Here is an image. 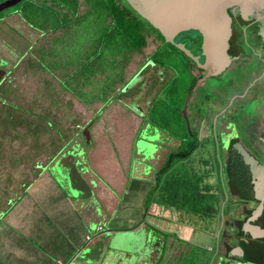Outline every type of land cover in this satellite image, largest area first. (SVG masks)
<instances>
[{"label": "rangeland", "instance_id": "1", "mask_svg": "<svg viewBox=\"0 0 264 264\" xmlns=\"http://www.w3.org/2000/svg\"><path fill=\"white\" fill-rule=\"evenodd\" d=\"M80 1H83L81 5V11L83 12L86 9L84 4L87 2L85 0ZM1 2H3V0H0V3ZM8 11L9 10H5L0 13V16H3L0 17V41H2L7 48L12 49V46H15L19 50H23L25 44L20 38L22 33L18 29L13 28L12 20L9 21V19H6V17L12 15L14 11L7 14ZM97 28L99 29L100 26H97ZM93 39L98 40V46L104 51V55L109 56L112 54L114 51L113 46L108 44V47L103 48V45L99 43V39L95 36ZM148 41L149 43L147 47L144 48V51L142 53L135 52L132 60L128 64L127 72L129 77L132 75H134V78L136 77L135 85L130 86V83H128L126 89L123 91L124 95L127 96L123 98L129 105L134 106V109H137L135 111L130 110L129 112L122 110L121 103L117 102L116 98H112L113 96L111 95L105 99L106 105H102V103L94 104L92 113L94 114L96 112L93 119L95 122L90 121L88 123L92 136V142L90 144L86 143V139L83 136V125L78 126V128H82L79 134L74 136L69 135V137L64 140L55 136L57 135V123L55 124V122L53 123L54 126L38 128L39 131H42L41 137H32V135H34V128L32 129L30 127H35V125L41 123L46 125V122L41 118V114L48 115L47 117L51 120L54 118L57 120L58 114V117L63 118L61 106L51 105L50 102L46 100L49 98H55L53 96L55 93L47 92L42 89L43 82L46 79H51L54 85L58 80L55 77L53 78L52 74L48 72L39 73L40 70H37V73L32 72V74L31 71H26V74L23 75L22 70L19 69V67L21 68L20 65L18 70L16 72L13 71V73L8 68V72L6 69L0 70V80H4V76L6 75L8 85L13 77L15 78L17 75V86L14 89V95L11 93L8 86L4 87V94H0V209L11 207L12 212H9L4 217L2 223L7 225L5 227H8V232L12 241L17 235H20L21 238L23 233L28 234L24 229H21V227L13 225L15 224V221H13L14 215L12 214L14 211L22 208L25 199L27 200V197L24 196L25 189H23V187L25 188L28 184L33 185L37 181L39 182V177H37L38 169L33 170L31 165L39 161L45 164L48 162V160L41 159L34 155L40 151V147L50 146V148L55 151L58 148L57 146L65 143L66 147L70 146L69 150L71 152L79 151L78 154L80 158L78 166L80 167L79 170L74 173V176L77 175L76 178L79 179V171L82 173L89 171L88 152L90 153L91 147L96 148L103 146L104 151H106L105 164L107 170H98V172L106 176L105 178L111 179L110 182L112 186L114 185V193L109 191L108 187L106 188L102 185L101 178L96 177L97 173L94 172L95 178L91 180L85 178L86 185L88 186V194L86 195H88L87 199L89 200L86 203L78 200L82 203V206L88 208L92 207L93 210L95 209L99 213L100 217H104V220L108 221L106 226L120 228L122 230L116 232L117 234L112 240L111 248L107 249V252L104 253L106 244L110 241V233L107 231L104 233V230H102L104 227L102 228V226H98L96 229L98 223L94 221L91 230L97 234H95V237H92L93 235H91L90 237H87V239L89 244L94 247L95 253L91 254V250H86L84 253L87 254L88 258L85 262H87V264H142L141 260H143V264H150L156 257H158L156 250L153 252L149 249L148 254L146 252L147 249L146 251L143 249L147 244H151L152 241H154L151 239L152 235H150V239H148V231H150V228L148 229L147 227L144 229V227H141L146 221L135 229L123 230L125 228L128 229L135 227L141 221V218L144 216V202L150 195V189L153 188L151 186L153 182L150 178H154L153 172L156 168L162 166L169 151L175 148L178 144L177 140H169L164 133L161 134L159 127L150 121L149 115H146L150 105L152 106L159 98L165 99L167 97L163 96V93H166V85L168 83L164 85L165 87L163 88L162 85L168 80L169 74L172 75V72H170L169 74H164L162 79H159L157 73H159L161 69L157 66H144V63L156 49L158 44L152 36L149 37ZM37 46L38 45H36L35 48ZM93 47H95V49L90 51L92 53L97 50L95 44ZM9 58L11 59L12 55H10ZM41 64H43L44 67L46 66L44 63ZM22 65L24 66L25 64ZM47 66L54 67L56 65L52 63L50 59ZM75 71V68L67 71V78L63 83L64 87L73 85V80L70 78L73 77L72 74H74ZM211 87L212 86L206 84L202 86L199 93L204 90H210ZM58 90L61 92L60 89ZM96 94L97 97L101 96L105 98L107 96L105 89L101 85L96 87ZM204 97L205 95L203 94L201 96L202 100H204ZM14 102L17 104L14 105ZM6 104H9L12 108H3ZM222 104L223 103L219 106H222ZM191 110L193 111H189V113L192 114V118L195 117V120H191L192 128H196L200 125L201 139L207 138L208 134L210 136L203 141V144L195 151L190 159L182 162L186 164V169L182 170V172H185L191 167V165H197L201 172L212 170L209 173V178L207 180L209 182H215L216 188L220 190L222 195L223 188L225 191L226 187L223 183L224 178L222 180L218 178L217 167L219 160H221L220 145L223 147V144L219 142L220 140L218 138L216 126H218L217 129L219 128V125H222L221 127H223V125L226 124V119L221 118L222 120L218 121L216 126H213L214 138L210 139V133L212 131L211 128H208L210 123L204 126L203 116H195V110L193 108ZM76 111L79 110L75 109L71 114L69 112L64 113L65 119H70L71 117L74 119L79 118L75 113ZM242 112L247 115L242 108L239 111V115ZM242 124L245 126V123ZM72 126L73 122L68 123L69 128ZM91 131H93L94 134ZM144 138H147L145 139L146 143L152 141L149 145V156L151 155V158L147 157L146 160L143 159L141 154L142 151H137V146L141 147L139 143ZM153 141H157V143ZM132 148L133 150H131ZM110 155L112 156L111 162ZM143 160H148V163L143 165L145 163ZM21 161H24L25 164L21 163ZM80 163L85 167L82 168ZM149 163L153 164V172H151ZM182 163L179 164V166H182ZM206 165H208V169L205 167ZM205 168L207 170H204ZM44 174H46L44 177H49L51 179V186H55L56 190L61 192L63 197L76 198L69 195L67 196V193H65L60 187L50 172H44ZM223 174L225 175V172H223ZM110 175L112 177H110ZM126 180L128 183H125V186L127 185L126 190L130 192L129 198L126 196L127 191L122 194L123 184ZM142 180L148 185L146 188L143 186V182H141ZM48 182L49 181L45 182L46 186L48 185ZM42 184L43 182H40L36 185L40 188L42 187ZM93 188H96V190H93ZM110 189L112 188L110 187ZM25 195H29L30 199L33 200V194L25 193ZM223 197L224 195H222L220 200L219 215L214 218L208 217L206 221H202V219H198V217H191L189 213H186L185 211H175L172 209L167 212V210H164L162 204L159 203L152 204L149 209V216L146 217V220L157 224L160 228L176 232L179 237L186 238L187 244H189L188 246H192L193 249L187 255L183 256L182 262L188 261L186 264H196L201 257L198 254L206 255L207 253L212 252L206 248L208 247V244L215 243L216 239L217 244L219 243L217 237L218 229L222 227L223 220L227 213V211L224 212V208L227 209L229 206L236 207L232 196H230V199L227 196H225V199H223ZM96 206L98 208H96ZM4 214L5 213H3V215ZM164 214H167L168 218L163 217ZM169 214L171 215L169 216ZM229 215L230 212L228 211L227 217H229ZM100 217H98V219H101ZM176 220H179L180 222H184L183 220L190 221L191 225L185 229L186 227L183 225H175ZM33 221L34 218L30 217L16 219L18 225H28ZM9 223L11 224L10 226ZM91 230H89V232L92 234L93 232ZM180 242L183 241L180 240ZM88 247L89 249L91 248L90 246ZM180 250L181 249H175L174 252ZM137 253L140 256H134L133 258L130 257V254ZM90 257L93 258L92 261L95 263L88 260L91 259ZM76 261L79 263L82 259L78 257Z\"/></svg>", "mask_w": 264, "mask_h": 264}, {"label": "trees", "instance_id": "2", "mask_svg": "<svg viewBox=\"0 0 264 264\" xmlns=\"http://www.w3.org/2000/svg\"><path fill=\"white\" fill-rule=\"evenodd\" d=\"M86 1L91 8L89 13H92L93 15L96 13L102 18L107 17L112 19L111 28L109 29L110 26L107 25L106 32L101 27L99 29L96 28L97 32L95 33V37L99 39V43L103 45V48L108 47L109 44L113 46L114 51L109 56H106L104 55V51L98 46V40L92 38L91 40L86 41L92 47L95 44L97 46V50H95L96 52L94 53L90 52V56H87L88 58H82L75 50V56H73V59L75 60L70 61V63L73 64H75L76 61L74 66L76 71L72 74L74 77L79 74L88 76L89 73H93V69L90 68L87 63L89 59H92L93 54L98 55V68L111 71L112 75H110V77L115 78L116 73H122L123 75L124 68L132 60L133 54L135 52L142 53L144 48L147 47L148 39L151 36L158 42V47L154 52H152L149 59L144 63V66L153 65L161 69L159 73H157L159 79H162L164 74L172 72V75L169 74V78L166 83L162 85L163 88L165 87L164 85L168 83L166 85V93H163V96L167 97L165 99H157L152 106L150 105L146 115H149L150 121L159 127L161 134L164 133L166 138L169 140H177L178 144L175 148L169 151L162 166L156 168L154 172L152 170L153 164L149 163L151 172L154 174V182L152 184L153 188L149 191L150 195L144 202V216L141 218V221L137 226L123 229H135L146 221L148 229L150 228V231L148 232L152 235L151 239L154 241H152L153 244H147L143 249L144 251L147 249L146 252L148 253L149 249H151L150 251H153L157 248V245L161 244L163 256L165 252L164 245L167 244V239L170 236L177 237L178 240L183 239L180 238L176 232L170 231L169 229L165 230L160 228L157 224L146 220V217L149 216V209L152 204H162L164 210H167V212L172 209L175 211H185L186 213H189L191 217H198V219L200 218L202 221H206L208 217L214 218L219 215L221 197L224 195L223 199H225L226 195L224 188L221 195L220 190L216 188L215 182H209L207 180L209 178V173L212 170L201 172L197 165H191V167H189L190 169L188 168L185 172H182V170L186 169V164L182 162L190 159L195 151L203 144V141L210 136L209 135L207 138L201 139L200 125L196 128H192L191 125V128H189L183 112L187 97L201 76L195 74L194 72L195 68H197V64L180 48L170 42H167L162 33L151 25L148 20L139 15V13L133 9L126 0ZM79 6L80 0H22L18 4L6 10H9L7 14L12 11H14L13 13H20L22 18L27 20L31 25L41 28L44 31H48L50 29L55 30L56 28L64 25V22H66L70 13L73 14V16H76L75 14H77ZM240 32L242 36L243 31L240 30ZM74 45L75 49L79 46L76 41L74 42ZM4 47L5 45L2 41H0V70L6 69L8 72V69H10L13 73L15 68V62L13 61H22L26 55L20 54L17 55V59L14 60L12 58L11 60L9 56L6 57L3 55L8 50L7 47ZM196 47L199 51L197 44ZM93 48L95 49V47ZM38 49L39 47L33 51L36 54L34 58L37 59L36 61H38V64H41L44 63L43 61L46 59L44 54L47 53L48 49ZM28 54L31 57V51ZM59 61L61 62V60ZM16 79V77H13L12 81L8 85L7 76L5 75L4 80H0V94H4L3 89L5 86H8L11 93L14 95L15 92L13 85L15 84L17 86ZM196 97L197 99H195V101L200 102V100H202L200 95ZM210 98L211 95H208L207 100H210ZM195 101L193 109L196 111L197 116H202L201 112L203 111V107L201 105L196 106L197 103ZM190 105L192 106V103H190ZM189 114L191 121L194 118H192L191 113ZM252 134L254 135L255 133ZM231 136H236V133H232ZM246 137L247 135L245 134L244 138L246 139ZM213 138L214 136L212 134L210 139ZM225 139L226 137H224V140ZM262 140H264V134ZM231 141L230 146L234 145L237 139H233ZM247 145L250 147L248 143ZM224 146L226 147V145ZM235 153L239 154L240 152L236 151ZM249 154L254 156V154L250 151ZM231 156L232 153L227 160H224L222 155H220L221 160H219L217 167V174L219 175L218 178L222 180L223 172L227 173L228 178L230 179L229 185L232 192L242 196L240 189L232 180V171L229 165ZM259 162L263 163L260 160ZM146 163L148 162L146 161ZM181 163L182 166H179ZM205 167L208 169V165ZM48 168L47 171L50 172V169ZM206 168L204 170H207ZM243 183L247 185L248 181L242 182V184ZM170 215L171 214H169V216ZM163 217L168 218V215L164 214ZM245 220L246 218L242 219L238 216L230 222H225L222 232L224 237L227 238L225 242L226 251L228 252L232 250L231 248L236 245L241 248V253L245 255V261L239 260V262L243 261L246 263V261H254L264 264V238L254 239L248 234H243V232L240 231V226ZM183 221L184 222H180L179 220H176L177 223L175 222V225L180 224L185 226V229H187L191 223L190 221ZM258 222L264 226V212L258 218ZM232 228L236 229L232 230ZM120 230L122 229L113 227L108 228V232H113L114 237H116V232H119ZM150 235L148 236V239H150ZM233 236H236L237 239L230 241V238ZM217 246L218 244L216 239L213 252L217 250ZM86 250L90 249L83 247L80 254L75 256V259H70L68 264H87L85 261L88 257L87 254L84 253ZM134 256L140 255L138 253L130 254V257L133 258ZM217 256L218 254L214 255V257L209 261L210 264L211 261L214 262L215 257ZM78 257L82 258L83 262L81 261L78 263L75 261ZM90 258L91 259L88 260H93L92 257ZM141 261L143 264V260Z\"/></svg>", "mask_w": 264, "mask_h": 264}, {"label": "crops", "instance_id": "3", "mask_svg": "<svg viewBox=\"0 0 264 264\" xmlns=\"http://www.w3.org/2000/svg\"><path fill=\"white\" fill-rule=\"evenodd\" d=\"M82 3L83 1H80L78 12L75 14L76 16H73V14L70 13L66 22H64L65 24L55 30L50 29L48 31H44L41 28H37L22 18L20 13H13L12 15L6 17L7 20H12L13 28L18 29L22 33L20 38L25 44L23 50H19L17 47L12 46V49L8 48L7 52L3 54L6 57L12 55L14 60L17 59V55H26L22 61L17 62L15 60L14 71L16 72L20 65L21 68L19 67V69L22 70L23 75L26 74V71H31L32 74V72L37 73V70H40L39 73L48 72L52 74L53 78L55 77L58 80L54 85L51 79H46L43 82L42 89L47 92L55 93L53 95L55 98H49L46 100H48L51 105L61 106L63 118L58 117V114L57 120L55 118L51 120L47 117L48 115L46 116L40 113L42 120L46 122L47 126L41 123L35 125V127H30L32 129L34 128V135H32V137H41L42 131H39L38 128L54 126V122L55 124L57 123V135L55 136L63 140L69 137V135L74 136L79 134L80 130L84 128L87 123L90 121L95 122L93 119L96 112L94 114L92 113L94 104L102 103V105H106L105 99L110 95L113 96L112 98H116L117 102L121 103L122 110L128 112L130 110L135 111L134 109L129 108L127 101L123 98L127 97L124 95V89H126L128 83L132 82L136 78H134V75L131 77L128 75L127 69L129 63L124 68L123 75L122 73H116L115 78H113L110 77V75H112L110 70H102L98 68V55L93 54L94 57L92 56V59H89L87 62L90 68L93 69V73H89L88 76L84 74H79L76 77L73 76L70 78L73 80V85L67 87L63 86V83L67 78V71L72 70L76 64V61L75 64L70 63L71 60H75L73 59V56H75V50L82 58H88L87 56H90L89 53L94 50V48L86 41L94 38L95 33L97 32V26H100L105 32L107 25L110 26L109 29L112 26L111 18H102L96 13H94L93 16L92 13H89L91 8L88 3L84 4L86 9L82 12ZM75 41L78 42L79 45L76 49L74 45ZM36 45H38L36 48L39 47L38 50H43V48L48 49L47 53L44 54L46 58L44 60V65H46L45 67L43 64H38V61H35L37 59L34 58L36 54L33 51L36 49ZM4 48H6V46ZM30 51L31 57L28 54ZM50 59L56 66H47ZM59 60H61V62ZM22 64L25 65L23 66ZM15 77L17 78V75ZM98 85H101L105 89V93L107 94L105 98L101 96L97 97L96 87ZM15 88L16 85L14 84L13 89ZM58 89H60L61 92ZM14 104L17 103L14 102ZM5 107L12 108L9 104L4 105V108ZM75 109L79 110L75 113L80 120L79 118L74 119L72 117L70 119H65L64 113L69 112L71 114V112ZM71 122H73V126L69 128L68 123ZM79 125H83L81 129L78 128ZM65 146V143L61 144L60 146H57L58 148L55 151L51 149L50 146H42L40 147V151L34 154L36 157L48 160V162L45 164L39 161L31 165L33 170L38 169L37 177H39V182L37 181L33 185L28 184L25 188L22 185L23 189H25L24 196L27 197V200L25 199V202L22 204L24 205L22 208L14 211L12 214L14 215L13 221H15V224L13 225L21 227V229H24L28 234L23 233L21 238L20 235H17L12 241L8 232V227H5L7 225L2 223L4 217L9 212H12L11 207L7 209H0V264H4V261L5 264H68L70 259H75V256L80 254L83 247L88 249V246H90L91 254L95 253L94 247L89 244L87 239V237H90L91 235H93L92 237H95V234H97L91 230L94 221L98 223L96 229L98 226H102L104 227L102 229L104 230V233L106 231L108 232L109 226H106L108 221L104 220V217H100L99 213L95 209L93 210L92 207L88 208L82 206V203L76 198L63 197L61 192L56 190L55 186H51V179L49 177H44L46 175L44 172H48L47 166L49 164L50 166L54 165L57 155ZM131 150H133V148ZM88 157L89 171L84 173L85 175L83 174L84 177L91 180L95 178L94 172H96V177L101 178L102 185L106 188L108 187L109 191L113 192L114 185L112 186L110 182L111 179L105 178L106 176L98 172V170H107L105 164L106 151H104V147H91L90 153L88 152ZM111 158L112 156L110 155V162ZM21 163L25 164L24 161H21ZM110 177L112 176L110 175ZM150 179L154 182V178ZM47 181L49 182L46 186L45 182ZM40 182H43V184L42 187L38 188L36 184H39ZM141 182H143V186H145V188L148 186L144 183V180ZM125 183H128L127 180L123 184L122 194L127 191V185L125 186ZM110 187L112 189H110ZM93 190H96V188H93ZM25 193L33 194V200L30 199L29 195H25ZM129 193L130 192L128 191L126 192V196L128 198ZM96 208L98 207L96 206ZM3 213L5 214L3 215ZM29 217L34 218V221L30 222L28 225H18L16 223L17 218ZM98 217L101 219H98ZM10 225L11 224L9 223V226ZM141 227L146 229L148 227L147 222H144ZM89 230L93 233L91 234ZM109 233L110 241L106 244L104 253L107 252V249L111 248L110 246L112 240L115 238L113 232ZM149 235L150 233L148 232V236ZM180 238L183 239V242H180V240L174 236H170L167 239V244L164 245L165 252L163 256L161 244L157 245L155 250L157 251L158 257H156L151 264H186L188 261L182 262L183 256L187 255L193 248L192 246H188L189 244H187L186 238L181 236ZM214 247L215 243L208 244V247L206 248L212 252L209 251L210 253H207L206 255L198 254L201 257L196 264H210L209 261L214 257ZM175 249L181 250L174 252ZM155 250H153V252Z\"/></svg>", "mask_w": 264, "mask_h": 264}, {"label": "water", "instance_id": "4", "mask_svg": "<svg viewBox=\"0 0 264 264\" xmlns=\"http://www.w3.org/2000/svg\"><path fill=\"white\" fill-rule=\"evenodd\" d=\"M21 1L22 0H5L1 2L0 12ZM126 1L139 13V15L148 20L151 25L160 31L167 42L180 48L198 65V67L207 70L208 73L197 80L191 93L187 97L183 109L188 127L191 128L189 105L196 90L203 85L209 76L218 75L225 71L232 61V56L228 52L232 36V9L234 8V13H237L245 20L255 18L259 22H264V0ZM260 34L264 37V25L261 27ZM185 37L196 39L200 55H195L192 52L187 46V42L184 39ZM248 50H250V48H248ZM201 57H204V62H201ZM230 76V74H227L221 79L210 78L206 84L212 87L217 86L224 88L231 81ZM241 108L246 114H255V106L253 105H245ZM259 109L260 112L264 111L262 106H259ZM83 136L87 143H91L92 136L89 125L85 126L83 129ZM225 137L226 147L232 153L229 164L232 171V180L240 189L243 197L259 201V205L241 224V231L243 234H250L255 239L264 238V226L255 223L264 211V164L260 163L255 156L250 155L249 151L240 141L230 146L233 137L230 138L227 135ZM145 139L147 138L141 141L139 140L141 147L137 146V148L138 151H142L141 154L143 159L146 160L147 157L151 158V155L149 156V145L152 141L146 143ZM262 142L264 143V140H262ZM236 151L240 153L236 154ZM78 152L79 151H70L68 155H62L56 158V162L50 167V173L67 195L76 197L83 203H86L89 200L87 199L88 195H86L88 194V186L85 182L86 179L80 172L79 179L76 178L77 175L74 176V173L79 169L78 164L80 156ZM245 181H248L247 185L244 183L242 184V182ZM218 234H220V230ZM241 251L240 247H235L229 251V255H234L239 258V260H245V255H243ZM246 263L253 264L250 263V261H246Z\"/></svg>", "mask_w": 264, "mask_h": 264}, {"label": "flooded vegetation", "instance_id": "5", "mask_svg": "<svg viewBox=\"0 0 264 264\" xmlns=\"http://www.w3.org/2000/svg\"><path fill=\"white\" fill-rule=\"evenodd\" d=\"M232 11V36L228 50L229 54L232 56V61L225 71L218 75L209 76L202 86L206 85L210 78L221 79L227 74L231 75V81L224 88L213 86L210 88V90H204L201 93H199V90L202 89V86H200L196 90L194 97L190 102L192 103V106L190 105L189 111H193L191 109L194 106L195 99H197L196 96H202L204 94V100L195 102L197 103L196 106L201 105L203 107V111L201 112L203 116V123L204 126L210 123L208 126V128H211L212 130L210 134H214L213 126H216V123L222 120L221 118L226 119V124H224L223 127H221L222 125H219V128L217 129L218 126H216L218 138L220 140L219 142L223 144V147L220 145V155H222V158L227 160L231 155L230 150L224 146L226 145L224 142V137L227 135L230 138L233 137L232 140L237 139V141H240V143H242L247 150L252 152L258 160L264 163V143L262 142V137L264 134V111L260 112L259 109V106L264 108V37L260 34V30L264 25V22H259L255 18L245 20L237 13H234V8ZM240 30L243 31L242 36ZM184 39L192 52L195 55H200V50L198 51L196 47V39H190L188 37H185ZM248 48H250V50H248ZM200 60L201 62H204V57H201ZM194 72L201 77L208 73L206 69L200 68L198 65ZM134 85L135 79L132 81L130 86ZM208 95H211L210 100H207ZM221 103H223L222 106H219ZM245 105L255 106V114L252 115L249 113L245 115L242 112L239 115L241 107ZM194 115L197 116L196 111ZM192 120H195V117ZM242 123H245V126ZM232 133H236V136H231ZM252 133L255 134L253 135ZM245 134L247 135L246 139L244 138ZM154 142L157 143V141ZM247 143L250 145V147L247 145ZM64 148L65 147L61 149L57 155V158L61 157L62 155L65 156L69 154ZM145 164L146 163L143 165ZM79 167L80 166H78V168ZM81 167L84 168L85 166L81 164ZM79 172L82 173L81 171ZM83 174L84 173H82V175ZM229 181L230 179L228 178V175H226L223 182L224 186L226 187L225 196H227L229 199L230 196H232L236 207L229 206L227 209H224V212L227 211V213L223 220L224 223L222 228L218 229V231L220 230V234L217 236L219 243L217 250L214 251V255L218 254V256L215 257L214 262L211 261V264H247L243 262L245 261L244 259L242 262H239V258L234 255H229V251H226L225 242L227 238L224 237L222 230L226 221L230 222L238 216H240L242 219H247V217L251 215L252 211L259 205V201L250 200L232 192ZM228 211L230 212L229 217H227ZM255 223L261 225L258 220H256ZM234 229L236 228H232V230ZM248 235L252 237L250 234ZM236 239V236H233L230 238V241H234ZM235 247L237 246L235 245L231 249H234ZM250 263L263 264L254 261H250Z\"/></svg>", "mask_w": 264, "mask_h": 264}, {"label": "clouds", "instance_id": "6", "mask_svg": "<svg viewBox=\"0 0 264 264\" xmlns=\"http://www.w3.org/2000/svg\"><path fill=\"white\" fill-rule=\"evenodd\" d=\"M135 80H136V78H135ZM130 83L132 84V82H130ZM124 90H125V89H124ZM128 106H129L130 109H134V108H133L134 106L129 105V104H128ZM136 109H137V108H135L134 110H136ZM140 113H141V112H140ZM87 125H88V123H87L85 126H87ZM85 126H84V128H85ZM91 142H92V140H91ZM86 143H87V142H86ZM88 144H90V143H88ZM69 147H70V146H67V147L65 146L64 149H66V151H68ZM137 149H138V148H137ZM137 151H138V150H137ZM145 163H146V162H145ZM51 166H52V165H51ZM51 166H50V164H49L47 167H51ZM226 175H227V173H225V175L223 174V178H225ZM223 178H222V179H223Z\"/></svg>", "mask_w": 264, "mask_h": 264}]
</instances>
